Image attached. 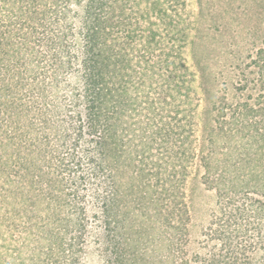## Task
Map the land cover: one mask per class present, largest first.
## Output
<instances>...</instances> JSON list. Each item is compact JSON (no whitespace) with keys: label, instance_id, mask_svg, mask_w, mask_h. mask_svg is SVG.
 I'll use <instances>...</instances> for the list:
<instances>
[{"label":"trees","instance_id":"16d2710c","mask_svg":"<svg viewBox=\"0 0 264 264\" xmlns=\"http://www.w3.org/2000/svg\"><path fill=\"white\" fill-rule=\"evenodd\" d=\"M71 1L81 5L76 23L66 7L60 35L51 37L64 52L63 67L72 72L68 86L74 83V90L82 92L83 100L76 93L71 108L33 95L31 75L25 71L35 52L37 25H56L46 14L48 4L2 1L8 13L0 17V264H84L90 244L103 264H189L184 251L187 222L163 198L181 195L182 166L170 157L157 167L156 137L143 133L139 145L132 144L112 118L114 111H126L125 97L104 86L107 64L95 49L105 44L98 31L105 25L101 22L111 24L109 17L104 20L110 0H105L103 16L91 5L97 0ZM212 11L207 10L209 20L217 18ZM26 16L31 28L24 23ZM211 41L207 38L196 49L201 65V57L212 54ZM140 146L150 155L137 152ZM172 147L164 153L174 151ZM156 188L163 191L160 197ZM227 203L232 206L227 222L233 227L230 234L217 230L218 239L227 241L221 247L226 252H213L208 261L220 262L227 253L230 262L225 264H246L240 259L244 248L232 234L247 228L235 215L259 217L263 207L255 210L250 202L247 208L236 198ZM193 259L207 258L196 252Z\"/></svg>","mask_w":264,"mask_h":264},{"label":"rangeland","instance_id":"374dc122","mask_svg":"<svg viewBox=\"0 0 264 264\" xmlns=\"http://www.w3.org/2000/svg\"><path fill=\"white\" fill-rule=\"evenodd\" d=\"M2 1L0 17L8 13ZM240 2L110 0L104 20L109 17L111 24L101 22L105 25L98 31L106 39L102 48H95L107 64L104 86L125 97L126 111L112 114L116 128L135 145L143 133L155 136L157 167L170 157L182 166L181 195L163 198L187 222L184 251L189 264L230 262L227 253L220 262L208 260L213 252H226L221 247L227 241L223 244L218 239L217 230L230 234L233 225L227 222V213L232 206L227 202L232 198L244 201L247 208L250 202L255 210L263 207L259 217L235 215L243 219L247 231L232 236L244 248L243 262L264 264V0ZM37 3L48 4L46 14L56 25L49 24L48 29L37 25L39 41L34 40L35 52L25 66L31 75L30 88L36 91L33 95H45L71 108L76 103L74 95L81 99L82 92L74 90V83L68 86L72 72L63 67L64 52L51 37L60 35L66 7L76 23L81 5L71 0ZM91 5L103 16L105 0ZM207 10H213L217 18L209 20ZM29 20L26 16L24 23L31 28ZM207 38L213 51L209 58L201 57L204 66L197 61L196 49ZM62 81L67 82L65 86ZM174 94L179 97L172 102ZM147 130L153 132L146 134ZM170 145L174 151L164 153ZM137 150L150 155L142 146ZM156 193L160 197L163 191L156 188ZM94 247L88 246L84 264H103ZM167 247L172 249L171 243ZM196 252L204 254L206 261H195Z\"/></svg>","mask_w":264,"mask_h":264}]
</instances>
